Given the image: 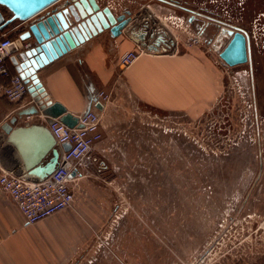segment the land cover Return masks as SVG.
Here are the masks:
<instances>
[{"label":"rangeland","instance_id":"obj_1","mask_svg":"<svg viewBox=\"0 0 264 264\" xmlns=\"http://www.w3.org/2000/svg\"><path fill=\"white\" fill-rule=\"evenodd\" d=\"M152 1L100 3L120 14L146 8L184 40L176 28L181 15L163 18V11L173 10ZM190 1L202 13L200 25L190 26L193 34L210 18L237 23L238 16L247 26L250 18L254 55L264 62V17L253 16L263 0ZM215 31L209 27L203 34L210 52L193 46L208 53L222 74V92L207 110L167 113L111 100L101 131L104 144L118 153L101 177L76 186V215L88 214L91 222L85 224L87 237L61 264L264 263V93L258 92L264 68L256 83V123L250 127L255 111L248 107L247 67L223 75L211 49Z\"/></svg>","mask_w":264,"mask_h":264},{"label":"crops","instance_id":"obj_2","mask_svg":"<svg viewBox=\"0 0 264 264\" xmlns=\"http://www.w3.org/2000/svg\"><path fill=\"white\" fill-rule=\"evenodd\" d=\"M96 1L115 15L120 14V11L102 5L100 0ZM147 8L152 11L149 6ZM164 12L167 15H162L163 18H179H175L174 11ZM199 20L197 25H200ZM201 26L203 32L213 27L216 33L218 28L211 20L204 21ZM10 32L11 28L2 31L14 39ZM198 48L179 46L175 54L158 55L122 36L111 38L102 34L49 63L39 72V78L50 100L60 103L73 116L89 110L101 112L96 108L100 103L97 98L100 90L108 93L115 102H132L167 113L189 114L207 110L221 89L222 74L216 68L218 66L208 53ZM130 50H138L139 57L133 65L121 69L118 57ZM7 63L15 73L8 60ZM5 83L6 80L0 77V92ZM30 104L28 95L20 102L10 103L0 93V126ZM46 124L41 114L32 116L29 121L18 119L11 135L3 136L4 144L7 141L13 146L14 155L24 171L44 166L53 157V152L58 154L59 162L64 152L51 137ZM116 153L102 138L93 145L87 158L70 165L75 194L72 207L36 224L27 225L15 204L0 193V264L64 262L69 250H76L81 239L87 237L85 224L91 222L88 214L76 215V186L101 177L102 171L112 166L109 160Z\"/></svg>","mask_w":264,"mask_h":264},{"label":"water","instance_id":"obj_3","mask_svg":"<svg viewBox=\"0 0 264 264\" xmlns=\"http://www.w3.org/2000/svg\"><path fill=\"white\" fill-rule=\"evenodd\" d=\"M1 8L7 10L10 17L5 18L0 10V32L11 28V33L16 34L9 47L8 61L25 84L31 104L16 111L0 126V168L34 183L43 181L52 173L58 154L53 152V157L44 166L24 171L14 155L13 146L6 140L4 144L3 136L11 135L18 119L39 114L45 117L47 123L57 120L68 128H81L78 116L67 112L60 103L51 101L46 94L39 78V72L45 66L102 34L111 38L122 36L158 55H172L177 51L174 37L157 25V20L146 8L134 14L125 10L115 15L96 0H0ZM225 41L227 43L220 51ZM26 43L30 46L25 47ZM211 49L227 66L247 61L246 41L239 32L219 28ZM96 108L101 111L102 105L98 103ZM61 147L65 152L70 145L65 143Z\"/></svg>","mask_w":264,"mask_h":264},{"label":"built area","instance_id":"obj_4","mask_svg":"<svg viewBox=\"0 0 264 264\" xmlns=\"http://www.w3.org/2000/svg\"><path fill=\"white\" fill-rule=\"evenodd\" d=\"M176 28L185 34L183 40L171 33L176 41V49L180 45L185 47L203 45L210 50L209 42L199 32L190 33L191 27L186 22L181 21ZM12 42L13 39L0 32V77L6 80L0 93L8 102L16 103L27 95V88L19 75L10 70L7 63ZM29 46L30 43L25 44V47ZM138 57V50L126 51L119 55L118 65L121 69L128 68L135 63ZM97 98L102 105V111L89 110L79 115L78 124L81 128L76 126L68 128L57 120L46 124L51 137L58 145L65 143L70 145L69 150L63 152L58 164L47 178L34 183L23 176H14L12 172L0 171V193L15 204L27 225L36 224L72 207L75 194L70 165L78 164L87 158L93 145L102 139L101 119L105 108L111 102L110 95L101 90L97 92ZM31 117L26 116L22 119L29 121Z\"/></svg>","mask_w":264,"mask_h":264},{"label":"flooded vegetation","instance_id":"obj_5","mask_svg":"<svg viewBox=\"0 0 264 264\" xmlns=\"http://www.w3.org/2000/svg\"><path fill=\"white\" fill-rule=\"evenodd\" d=\"M264 1V0H263ZM152 2L158 3L160 4L162 7L164 8H169L172 9L175 13L178 12L179 15H181V21L186 22L187 24H189L190 26H193L194 24L196 25L197 20L200 19V17L202 16V13H197L193 7H192V2L190 0H153ZM143 7V6H142ZM246 9H244L243 11H245ZM258 14V17L263 16L264 17V5L262 7H260L258 9H256V11L254 12V17L255 15ZM237 19V23H231L230 20L226 21V19H222V21L218 20L216 26L217 28V32L218 29L221 27L230 29L234 32H239L241 33L246 41V47H247V61L244 64H240V65H235V66H227L225 65L218 57V62L221 65V69L223 71V75L224 72L229 76V75H233L234 74V70L238 69V67H247V80L249 82L250 85V89L248 90L249 93V99L252 101L248 107L254 109L255 113H253V121H252V125L250 127H253V125H255L256 123V111H257V106H256V83H260L261 82V78L262 75L260 73V67L264 68V62L262 63V59H260L259 61L256 60V56L254 55V35L252 33V30L250 28V26L252 25L251 22L252 20L247 21V25H244L241 18L240 17H236ZM241 21H240V20ZM256 18L253 19V21ZM240 21V22H239ZM261 18H260V23H261ZM225 22H229V23H225ZM193 23V25H192ZM231 23V24H230ZM250 25V26H249ZM204 31V30H203ZM202 28H200V30H197V32H199L202 37L204 38L203 34L206 32H203ZM216 32V33H217ZM254 39V40H253ZM208 41V40H207ZM252 41H253V46H252ZM227 43V41H226ZM226 43H224L221 48L220 51L225 47ZM210 52V50H209ZM257 53H258V49H257ZM257 61V62H256ZM256 66V67H255ZM230 73V74H229ZM260 78V79H259ZM223 87L220 89V92H222ZM258 92L260 93V95L262 93H264V87L263 88H259ZM223 94V93H222ZM251 96V97H250ZM264 108V106H263ZM255 121V122H254ZM206 252V254H205ZM209 251L205 250L203 252V254L201 256H203V258L201 259V262L204 260V258L208 255ZM205 254V255H204Z\"/></svg>","mask_w":264,"mask_h":264},{"label":"trees","instance_id":"obj_6","mask_svg":"<svg viewBox=\"0 0 264 264\" xmlns=\"http://www.w3.org/2000/svg\"><path fill=\"white\" fill-rule=\"evenodd\" d=\"M0 10H1V13L3 14V16H4L5 18H9V17H10V13L7 12V10H5L4 8H1ZM210 19H212L214 22H217V21H218V20L215 19V18H210Z\"/></svg>","mask_w":264,"mask_h":264},{"label":"bare ground","instance_id":"obj_7","mask_svg":"<svg viewBox=\"0 0 264 264\" xmlns=\"http://www.w3.org/2000/svg\"><path fill=\"white\" fill-rule=\"evenodd\" d=\"M157 22V25H159V26H161V27H163V28H165V26L163 25V23L161 22V21H156ZM166 30V29H165Z\"/></svg>","mask_w":264,"mask_h":264}]
</instances>
